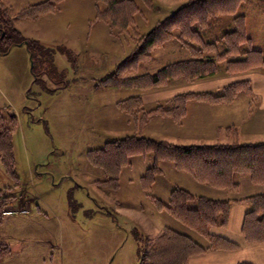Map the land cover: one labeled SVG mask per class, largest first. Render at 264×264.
I'll return each instance as SVG.
<instances>
[{
    "label": "rangeland",
    "instance_id": "rangeland-1",
    "mask_svg": "<svg viewBox=\"0 0 264 264\" xmlns=\"http://www.w3.org/2000/svg\"><path fill=\"white\" fill-rule=\"evenodd\" d=\"M0 1L7 9L11 4L15 12L45 0ZM133 1L139 11L129 36L137 39L138 34L150 32L157 22L190 0H152L150 5L143 0ZM63 2L58 4L55 13L19 24L23 37L40 41V44L31 46L34 63L26 45L18 46L20 50L14 47L9 56H0V111L17 117L13 147L15 172L19 178L18 183L9 179L0 159V184L13 188L12 193L15 194L8 207L12 214H4L0 225V241L10 246L11 254L0 259V264H142L143 252L151 248L146 240H153L166 228L177 230V224L183 226L181 231H191L166 211H160L154 199L160 200L159 197L165 196V190L170 185L191 188L196 193L199 183L173 167L176 172L168 171L165 176L157 178L156 186L146 190L141 179L145 175L146 161L150 160L135 156L130 158V165L121 170L119 187L113 189L104 182L107 179L105 173L90 164L88 152L131 134L143 136L153 118L168 119V126L161 128L162 136L147 133L178 144L196 142L213 131L217 136L229 132L231 143L228 144L239 143L238 130L234 126L218 127L216 130L213 129L216 118L205 113L199 117L200 120L196 115L188 119L186 113L179 122L171 117L151 116L142 133H137L131 117L120 111L115 102L138 92L128 94L133 89L127 88L114 89L119 91L106 95L105 92L84 91V87L90 88V81L96 79L93 84L99 85L103 80L100 78L104 77L91 78L93 75L86 71H96L94 64L100 59L93 56L98 51L97 46L100 47L99 43L105 39L102 35L100 39L96 36L99 30V24L94 23L96 17H89L95 13V1ZM249 3L264 5V0H249L246 5L251 6ZM249 14L254 15L251 17L256 22L259 15L251 11ZM262 16V25L253 30L257 32L258 45L264 46V12ZM221 19L222 22H213L205 32L201 31L206 42L220 38L232 28L231 17ZM132 44L130 53L136 46ZM194 46L200 47L197 44ZM192 56L187 48L177 42H169L154 48L139 71H128L126 77L152 74L167 64L191 60ZM123 60L116 64L114 71ZM189 83L175 79L164 86L144 90L146 95L141 99L142 111L149 113L161 106H171L174 97L196 90L197 87ZM252 90L240 93L247 97L240 98L239 103L243 99H249L250 103L255 99L258 101ZM171 96L173 98L167 99ZM235 101L238 100L235 98L224 105H233ZM235 109L243 118L253 117L250 118L252 121L264 117L257 107H248L246 114H243L241 106H236L233 111ZM256 134H264V122L261 121L259 129H249L246 137L255 140ZM149 158L147 156L146 159ZM160 166L174 165L163 162ZM160 185L162 188H159ZM251 187L250 184L245 186L241 193L223 192L228 193L226 195L231 199L239 198L249 195ZM163 200L167 204L170 198L166 202ZM192 233L197 243L211 246L205 236ZM200 241L205 242L201 244Z\"/></svg>",
    "mask_w": 264,
    "mask_h": 264
},
{
    "label": "trees",
    "instance_id": "trees-1",
    "mask_svg": "<svg viewBox=\"0 0 264 264\" xmlns=\"http://www.w3.org/2000/svg\"><path fill=\"white\" fill-rule=\"evenodd\" d=\"M62 1L64 0H45L29 5L15 14L14 18L38 20L55 13ZM94 1L97 21L109 24L119 35L129 33L134 17L139 11L133 0ZM143 1L147 5L152 3V0ZM248 2L249 0H190L173 14L157 22L150 32L138 34L133 51L99 85L103 88L144 91L164 86L175 79L192 83L212 77L218 73L220 65L224 66L227 74L264 69V49L253 46L247 34L245 15L238 14L239 9ZM255 5L264 11L263 4ZM227 16L232 18V28L220 38L206 42L203 32L213 22H221V18ZM14 18L10 17L9 10L0 3V54H7L15 46L26 45L34 63L31 46L40 43L23 37L14 25ZM169 42H177L190 50L192 59L167 64L152 74L126 77L128 71H139L141 64L150 58L154 48ZM194 44L200 47H195ZM207 52L212 54L207 55ZM250 89L249 83L243 81L231 83L218 93H187L174 97L171 106H161L149 113L142 111V100L139 97L120 101L117 107L133 118L135 130L142 133L151 116L171 117L179 122L187 113L190 102L226 104ZM16 128V115L0 111V159L5 175L18 183L13 147ZM135 156H150L152 159V165L141 179L142 187L146 190L155 184L158 177L164 175L160 166L163 162L172 163L178 171L188 174L197 183L217 190L239 191V179L242 177H248L253 184L264 187V143L183 146L134 135L108 141L103 148L88 152L90 164L105 173L107 179L104 182L113 189L119 187L121 170L128 166L130 158ZM12 189L0 184V225L3 223L4 214L9 212V204L15 199ZM154 202L160 211H166L184 227L205 236L211 246L204 247L189 234L166 228L153 240H146L147 246L151 248L143 252L142 264H188L191 257L210 248L236 249L237 245L212 235L210 229L227 226L232 204L240 202L251 206L245 218L244 237L251 243L264 242V194L243 199L212 200L175 187L167 204L159 199H154ZM10 254V246L0 241V259Z\"/></svg>",
    "mask_w": 264,
    "mask_h": 264
},
{
    "label": "crops",
    "instance_id": "crops-1",
    "mask_svg": "<svg viewBox=\"0 0 264 264\" xmlns=\"http://www.w3.org/2000/svg\"><path fill=\"white\" fill-rule=\"evenodd\" d=\"M40 2H43V1H40ZM65 2H66V0H64L63 3H65ZM36 3H39V1ZM246 4H248V3H245L244 4L245 6L243 5L239 9L238 14L245 15L247 34L249 35V38L251 39L253 46L255 48H258V49H261V48L264 49V46L258 45V42H257L258 37L256 35L257 32H254V30H253V28H257V27H260L262 25L261 24V20L263 19L262 13L264 11H262V9H259L257 7L258 5H255L253 3H251V4L249 3V5H251V6H248ZM29 5H32V4H29ZM29 5H27V6H29ZM7 7H9L8 10H9L10 17L14 18V15L17 14L19 11L16 10L14 12L11 4H9V6H7ZM243 8H244V12L241 13ZM250 11H251V13H257L259 15L257 17L256 22L254 21V18L251 17L254 15L250 16V14H249ZM89 17H92L95 19L96 7H95V13L91 14ZM14 19H15L14 25H15L16 29L20 32L21 30H20L19 24H24L23 22H25V20H27V19H16V18H14ZM91 22L92 21L90 20L89 24ZM221 22H222V20H221ZM231 22H232V19H231L230 23ZM94 23H95V25L99 24V25H97L99 27V30L96 31V36H98V38H99L102 35L105 37V39H104V41L101 40L102 42L99 43L100 47L97 46L98 49L96 48V50H98V51L95 54V56H93V57H95V59L96 58L100 59V62L98 61L97 63L94 64V68H96V71H94V70L92 71V69L86 70V71H88L90 73V75H93V76H91V78H97L98 76L106 77V76L111 75L114 72V67L116 66V64L119 61H121L122 59H125L129 55L130 50H131L130 44L133 43L132 46L135 45L136 39L134 38V36L130 37L129 33L120 34V35L117 34L116 31L113 30L110 27V25L105 23V22L95 21ZM25 38L31 39L28 37H25ZM15 48L19 49L21 47L15 46ZM12 49H11V51H9L5 55L6 56L11 55ZM132 49H133V47H132ZM21 54H23V53H21ZM1 55L2 54H0V56ZM22 56H24V55H22ZM222 66L223 65L219 66V72L216 75H214L213 77H209V78H206L203 80H199L196 82L189 83L191 86L197 87L196 90L189 91V92L190 93H195V92L196 93L197 92L218 93L225 86H227L231 83L247 81L249 83L250 87L253 89L252 91L254 93V96H256L258 98V101H257V99H255V102L253 101L250 103L249 99H243L242 103H239L240 98H246L247 97V95H245V94H240L236 98V100H238V101H235V103L233 105H230V106H227L224 104L223 105H210V104H206V103L190 102L188 104V107H187V116L186 117H188V119H189L191 116L196 115L197 116L196 118H199V117L205 115V113H206L210 117L216 118L215 124L213 125L214 126L213 129L217 130L218 127L222 128L224 126H228V127L234 126L238 130V139L240 140L239 144L255 145V144L264 143V138H263L264 134H256L255 140L246 137V132L249 129H259V125H260L261 121L264 122V117L262 116V114H264L263 113V111H264V69L261 68V69H257V70H252L250 72L241 73V74H227L225 71L223 72L224 66H223V68H222ZM82 71H84V70H82ZM144 74L145 73H143L142 75H144ZM104 77H102L100 79H104ZM80 79L82 80L83 77H81ZM81 80H80V83H81ZM95 80L96 79H94V81ZM94 81H90L89 82L90 88L86 89L84 87V91H86V92L90 91V92H94L96 94H99V92H105V95L109 92H112V91H119V90H114V88H111V89L110 88L109 89L103 88V87L99 86L97 83L93 84ZM219 81H225V82L220 84V83H218ZM129 91L130 92L128 94H131L132 92H138V93L131 94V96L129 95V96H127L128 98H125V99H129L131 97H139L141 99L145 98L146 91H141V90H136V89L129 90ZM120 92H121V90H120ZM173 96H171L167 99H171V98H173ZM240 96H243V97H240ZM166 100H160V102L161 101L164 102ZM120 101H123V100H120ZM120 101L115 102L116 107H117L118 102H120ZM236 106H241V108L244 109L243 114H246L245 109H248V107H257L260 111L259 114L262 117L257 118V120L255 119V121H252V119H250L253 117L243 118L242 115H238L236 109H235V111H233ZM131 120L133 123V127L135 129V124H134L132 117H131ZM167 120L168 119H165V118H162V119L161 118H153L151 125L149 124L147 126V128L145 129V132L143 133V136L150 138V139L157 140V141H164V142L166 141V142L174 144V145H183V146H187V145L213 146L216 144L226 145L228 143H231V137H230V134H228L229 132L225 133V134L220 133L219 136H221V135H223V136L219 137V136L213 134L214 131L210 132L209 135L205 138L200 137L201 139H197L196 142L178 144V142H173L170 140H166L164 138H162L163 140H160L161 138H158L155 135L162 136L161 128L163 126H168ZM199 120H200V118H199ZM169 125H170V122H169ZM147 132H152L155 135L154 136L149 135ZM131 136H133V134H131ZM120 139H122V138H120ZM219 140H221V142H219ZM192 143H194V144H192ZM141 157L144 158V156H141ZM146 158H147V156H145L144 160H150V161H146L147 163H146L145 172L150 167L148 165L152 164V159L151 158L146 159ZM129 165H130V161H129ZM173 167L174 166H172V167L163 166L162 167L164 170L163 176H165L168 171L174 170V172H176L175 168H173ZM248 180L249 179H247V178H240L239 179V184H240V188H239L240 190L239 191L241 193L242 190L244 189V187L248 186L250 184L252 186L251 187L252 192H250L249 195H243L242 197H239L238 199H243L246 197L264 194V190H263L264 187L263 186L254 185L253 183H251V181H248ZM157 182L158 181L156 180L154 186H156ZM196 186H199L196 189V191H197L196 193H194L195 190H191V188H188V189L184 188V189L192 192L196 196H203V197H206V198L212 199V200L231 199V197L229 195H226L228 193H225L223 191L214 190L213 188H210L208 186L201 185V184H198ZM175 187H177V186H171L170 185L169 189L167 188L165 190V194H164L165 196L159 197L160 200L164 199L163 201H165V202L168 201L170 198L171 192ZM159 188H162L161 185ZM233 199H237V198H233ZM250 210H251V206L247 203H241L240 202V203L232 204L231 209H230L228 225L225 227H213L210 229V233L212 235L220 237L222 239L227 240L230 243L237 245L236 249H234V250H215V249L210 248L209 250H207L206 252H204L200 255H196L194 257H191L188 261V264H243V263L264 264V242L263 243L248 242L246 240V238L244 237V234H243V227H244V223H245V218H246V216ZM162 214L163 213H161V215ZM175 226L177 228L176 231H179V232H182L185 234H189L190 236H192V238H195L192 231H189L187 229H183V231H181V228H183V226L180 227L178 224ZM204 242L205 241H200L201 244H204Z\"/></svg>",
    "mask_w": 264,
    "mask_h": 264
}]
</instances>
